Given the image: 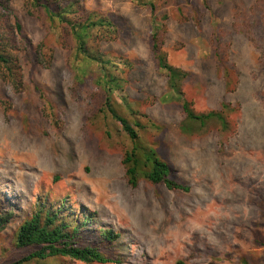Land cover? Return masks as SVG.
Here are the masks:
<instances>
[{"label":"rangeland","instance_id":"rangeland-1","mask_svg":"<svg viewBox=\"0 0 264 264\" xmlns=\"http://www.w3.org/2000/svg\"><path fill=\"white\" fill-rule=\"evenodd\" d=\"M82 1L119 30L101 50L125 81L116 111L138 131V151L166 162L188 191L128 184L121 160L132 141L109 113L93 110L97 67L75 63L74 51L55 44L51 67L27 76L22 93L0 81V197L15 208L0 235V264L20 259L10 239L37 203L79 221L80 236L106 248V264H264V73L258 51L231 28L235 12L254 0ZM12 4L34 44L59 36L58 28L48 34L44 17L26 15L22 0ZM156 30L168 63L187 73L183 98L194 112L231 106L202 129L182 123L180 102L155 67Z\"/></svg>","mask_w":264,"mask_h":264},{"label":"trees","instance_id":"trees-1","mask_svg":"<svg viewBox=\"0 0 264 264\" xmlns=\"http://www.w3.org/2000/svg\"><path fill=\"white\" fill-rule=\"evenodd\" d=\"M22 7L28 16L38 19L44 17L48 23V34L54 35L55 28L60 29V34L52 39L54 44L44 38L34 44L27 35L12 0H0V81L11 88L14 94H20L26 88L27 76L32 81L35 70L51 67L55 57V44L68 52L74 51L75 63L85 62L97 67L96 87L99 92L96 93L98 102H95L96 108L93 110L103 114L105 119L110 114L119 123L120 130L132 141V147L123 152L121 160L128 184L135 188L142 180L154 185H164L169 190L188 191L186 186L176 182L172 168L155 157L153 152L147 155L144 150V155L141 156L138 151L141 147L136 144L138 131L126 116H121L116 111L119 110V104L114 100V94L122 91L125 81L120 73L112 69L113 63L105 58L101 43L116 39L118 28L107 18L88 13L82 0H22ZM150 7L153 12L154 5L150 4ZM231 28L258 51V64L264 73V0H254L244 10H237L233 15ZM45 37L48 39V36ZM163 37L164 32L159 30L150 36V52L155 67L165 75L167 90L180 102L184 115L182 123L192 120L195 125L202 126V129L207 119L226 113L231 106L222 103L220 110L213 113L194 112L191 104L183 98L182 88L187 73L168 63L162 52ZM217 42L218 38L214 36L213 46ZM215 56L221 61L220 53L216 52ZM223 75L225 88L229 91L232 81L226 66L223 67ZM261 102L264 106V94ZM3 106L8 110L9 104L3 102ZM122 107L125 110H136ZM97 112L91 116L95 120ZM143 117L145 121L148 118L147 115ZM223 125L221 124L222 130ZM14 211V206L5 197H0V235L13 222ZM59 212L38 203L31 209L10 239L12 249L21 255L12 264H71L73 261L83 264L107 263L104 253L106 248L89 244L78 233L81 231L79 221L71 222L60 216ZM86 227V223L83 224L82 230ZM103 237L107 244L113 240L108 232Z\"/></svg>","mask_w":264,"mask_h":264}]
</instances>
